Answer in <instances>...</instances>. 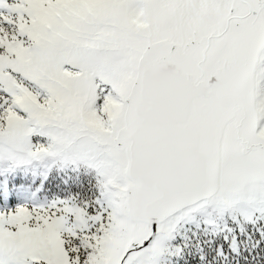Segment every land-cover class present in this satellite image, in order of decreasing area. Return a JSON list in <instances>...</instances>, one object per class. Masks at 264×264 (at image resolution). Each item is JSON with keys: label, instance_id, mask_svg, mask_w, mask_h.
<instances>
[{"label": "snow or ice", "instance_id": "1", "mask_svg": "<svg viewBox=\"0 0 264 264\" xmlns=\"http://www.w3.org/2000/svg\"><path fill=\"white\" fill-rule=\"evenodd\" d=\"M0 264H264V0H0Z\"/></svg>", "mask_w": 264, "mask_h": 264}]
</instances>
